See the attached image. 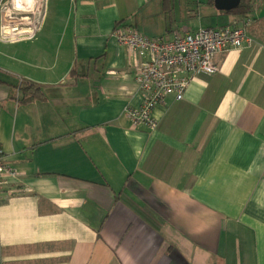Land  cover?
I'll return each mask as SVG.
<instances>
[{
	"label": "crops",
	"instance_id": "crops-1",
	"mask_svg": "<svg viewBox=\"0 0 264 264\" xmlns=\"http://www.w3.org/2000/svg\"><path fill=\"white\" fill-rule=\"evenodd\" d=\"M38 31L0 54V264H264V0H44ZM233 11V10H232ZM248 17L181 100L142 94L113 32L173 38ZM42 95L17 98L21 81Z\"/></svg>",
	"mask_w": 264,
	"mask_h": 264
},
{
	"label": "built area",
	"instance_id": "built-area-1",
	"mask_svg": "<svg viewBox=\"0 0 264 264\" xmlns=\"http://www.w3.org/2000/svg\"><path fill=\"white\" fill-rule=\"evenodd\" d=\"M0 0V40L31 39L42 21L44 0L32 1L27 9H16L10 22L3 21L4 5ZM24 10L25 15L18 17ZM248 17L233 19L221 26L198 28L176 34L171 39L148 37L136 27L124 26L113 32L117 43L126 47L136 68L134 81L142 94L141 105L125 111L133 127L155 130L158 125L153 109L168 95L181 100L190 81L200 73L218 71L215 56L230 48L251 43ZM6 31H10L8 34ZM17 170L7 164L0 150V193L9 178H16Z\"/></svg>",
	"mask_w": 264,
	"mask_h": 264
},
{
	"label": "trees",
	"instance_id": "trees-1",
	"mask_svg": "<svg viewBox=\"0 0 264 264\" xmlns=\"http://www.w3.org/2000/svg\"><path fill=\"white\" fill-rule=\"evenodd\" d=\"M255 0H241L240 5L233 11L239 15H246L249 10L253 7ZM42 95L41 89L38 85L28 82L21 81L17 88V98L20 102L25 103L31 101Z\"/></svg>",
	"mask_w": 264,
	"mask_h": 264
},
{
	"label": "rangeland",
	"instance_id": "rangeland-1",
	"mask_svg": "<svg viewBox=\"0 0 264 264\" xmlns=\"http://www.w3.org/2000/svg\"><path fill=\"white\" fill-rule=\"evenodd\" d=\"M32 1L37 0H3L2 4L4 5V9L2 10V14L4 16L3 21L4 22H10V19L12 16H14V13L17 11L16 9H27V6H30L32 4ZM21 12H18V17H21L25 15L23 13L24 10H20ZM27 41H30L29 39H26ZM12 47H15L11 44H9V41H3L0 40V54L2 52H5V49H12Z\"/></svg>",
	"mask_w": 264,
	"mask_h": 264
},
{
	"label": "water",
	"instance_id": "water-1",
	"mask_svg": "<svg viewBox=\"0 0 264 264\" xmlns=\"http://www.w3.org/2000/svg\"><path fill=\"white\" fill-rule=\"evenodd\" d=\"M241 0H213L214 7L219 11L229 12L240 5Z\"/></svg>",
	"mask_w": 264,
	"mask_h": 264
},
{
	"label": "bare ground",
	"instance_id": "bare-ground-1",
	"mask_svg": "<svg viewBox=\"0 0 264 264\" xmlns=\"http://www.w3.org/2000/svg\"><path fill=\"white\" fill-rule=\"evenodd\" d=\"M8 34H10V31H6Z\"/></svg>",
	"mask_w": 264,
	"mask_h": 264
}]
</instances>
